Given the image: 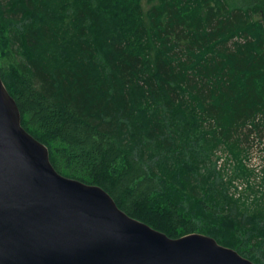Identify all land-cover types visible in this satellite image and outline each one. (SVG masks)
<instances>
[{"label":"trees","instance_id":"1","mask_svg":"<svg viewBox=\"0 0 264 264\" xmlns=\"http://www.w3.org/2000/svg\"><path fill=\"white\" fill-rule=\"evenodd\" d=\"M0 78L58 174L264 264L203 146L264 142V0H0Z\"/></svg>","mask_w":264,"mask_h":264},{"label":"water","instance_id":"2","mask_svg":"<svg viewBox=\"0 0 264 264\" xmlns=\"http://www.w3.org/2000/svg\"><path fill=\"white\" fill-rule=\"evenodd\" d=\"M0 264L254 263L205 235L171 239L58 174L0 78Z\"/></svg>","mask_w":264,"mask_h":264},{"label":"rangeland","instance_id":"3","mask_svg":"<svg viewBox=\"0 0 264 264\" xmlns=\"http://www.w3.org/2000/svg\"><path fill=\"white\" fill-rule=\"evenodd\" d=\"M203 146L212 165H216L229 198L238 202L239 212L264 214V142H257L253 148L234 145L233 152L225 144L215 145L210 139Z\"/></svg>","mask_w":264,"mask_h":264}]
</instances>
